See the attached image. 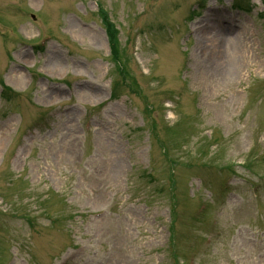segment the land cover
<instances>
[{"label":"rangeland","instance_id":"obj_1","mask_svg":"<svg viewBox=\"0 0 264 264\" xmlns=\"http://www.w3.org/2000/svg\"><path fill=\"white\" fill-rule=\"evenodd\" d=\"M97 4L138 90L116 100ZM263 10L0 0V83L17 94L0 99V264H175L171 220L179 263L264 264Z\"/></svg>","mask_w":264,"mask_h":264},{"label":"trees","instance_id":"obj_2","mask_svg":"<svg viewBox=\"0 0 264 264\" xmlns=\"http://www.w3.org/2000/svg\"><path fill=\"white\" fill-rule=\"evenodd\" d=\"M98 13L100 14V18L102 20V26L106 31V34L108 36V41H109V45H110V51H111V57H112V61L116 63V71L119 77V82L117 81H113L112 82V96L113 97H117V92L120 89L119 85H125L127 86L129 89L132 90V92L137 93L138 90H134V87H136V85L131 82L128 83V79H129V74L127 73V69L125 66V63L122 61L121 59V52L118 49V31L117 29H115L114 24H112L108 18L107 12L104 10V8L99 7ZM262 18H264V14L260 15ZM10 90L6 87L2 86V98L7 99L9 94H10ZM230 165H226L224 167L221 168H226L227 170H231ZM173 185V183H172ZM175 205H172V209H171V214L172 216L175 217Z\"/></svg>","mask_w":264,"mask_h":264},{"label":"bare ground","instance_id":"obj_3","mask_svg":"<svg viewBox=\"0 0 264 264\" xmlns=\"http://www.w3.org/2000/svg\"><path fill=\"white\" fill-rule=\"evenodd\" d=\"M229 42V41H228ZM229 44H231V46H234V47H236L237 46V42L236 41H232V42H229ZM232 50V52L234 53V50H233V48H231ZM213 53H216L215 51L213 52ZM230 58H231V61H233V62H235L234 63V65H237V57H236V55L233 57V56H231V54H230ZM209 67L210 68H215V65L216 64H214L212 61L211 62H209ZM233 65V66H234Z\"/></svg>","mask_w":264,"mask_h":264}]
</instances>
